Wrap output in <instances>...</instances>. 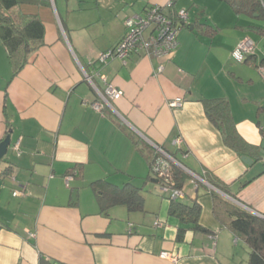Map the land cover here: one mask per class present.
Segmentation results:
<instances>
[{"label": "crops", "instance_id": "obj_1", "mask_svg": "<svg viewBox=\"0 0 264 264\" xmlns=\"http://www.w3.org/2000/svg\"><path fill=\"white\" fill-rule=\"evenodd\" d=\"M168 1H21V12L42 19L45 36L15 75L0 39V141L12 129L0 166V264H174L160 256L163 251L177 256V264H247L248 247L216 219L211 194L195 176L215 178L227 185L231 200L264 213V89L251 65L259 51L248 62L232 57L243 39L257 40L248 14H237L226 0H175L189 18L169 56L134 52L126 60L99 62L121 40L127 16ZM210 5L215 10L208 14ZM86 72L98 89L111 83L121 97L95 109L100 97ZM179 96L181 107L168 106ZM202 99L225 100L238 133L259 151L239 154L228 146ZM154 145L192 175L183 200L198 198L200 222L211 233L189 229L177 240L180 221L151 177L150 155L159 151ZM8 165L11 175L1 176ZM72 169L80 173L67 185ZM99 179L143 186L145 211L102 210L90 185ZM16 189L26 195L15 196Z\"/></svg>", "mask_w": 264, "mask_h": 264}, {"label": "trees", "instance_id": "obj_2", "mask_svg": "<svg viewBox=\"0 0 264 264\" xmlns=\"http://www.w3.org/2000/svg\"><path fill=\"white\" fill-rule=\"evenodd\" d=\"M21 1L0 0V39L9 53V58L14 68V75L28 62L30 54L43 44L45 36V25L42 19L38 14H25L21 12L19 9ZM226 1L237 14L244 13L251 16L258 14L259 17H264V0ZM198 26L216 29L213 25L207 23H202ZM253 58L254 56L251 54L247 56L244 62H248ZM202 101L212 121L224 133V141L228 146L239 154L246 151H259L258 147L245 141L238 133L233 122L231 110L225 100L202 99ZM8 134L9 132H7L6 136ZM146 147L150 152H154V149L150 146ZM158 154L159 151H156L150 155L151 167ZM172 166L169 184L172 182L174 188L184 191L186 182L193 177L179 164L173 163ZM11 170L12 166L8 165L1 176L7 177L11 175ZM71 171H77L75 177L80 173L78 169H72ZM153 176L151 177L158 179V183L160 184L164 180H167L166 178L162 179L155 175ZM206 179L215 188H209L200 181L198 182V187L205 186L209 190L212 197V209L216 219L248 247L247 264H264V217L231 200L229 196L233 195L228 190L227 185L222 184L215 178L206 177ZM90 185L94 189L101 208L104 211L118 205L125 206L130 212L145 211L143 186L134 183L132 180L118 185L107 179H99L93 181ZM217 189L223 193H220ZM169 199L171 200L170 213L180 221L177 233L178 241L184 240L185 234L189 229L203 233L212 232L200 222L202 205L197 197H193L192 202H185L181 197ZM40 264L51 263L41 259Z\"/></svg>", "mask_w": 264, "mask_h": 264}, {"label": "built area", "instance_id": "obj_3", "mask_svg": "<svg viewBox=\"0 0 264 264\" xmlns=\"http://www.w3.org/2000/svg\"><path fill=\"white\" fill-rule=\"evenodd\" d=\"M189 12L186 8H175V0H169L165 5L152 4L148 5L141 14H132L125 18V32L121 40L107 51L103 52L99 57L101 64L106 63L110 58H120L126 60L134 52H143L149 57L162 59L169 56L179 46L178 34L180 30L188 24ZM257 43L252 38L243 39L232 51V57L237 62H244L247 56L254 54ZM164 70L161 64L155 72L156 75ZM87 80L98 91L99 101L93 104L97 110H102L106 105L111 106V99H118L122 93L113 84L107 83L103 91L97 88L92 76L85 73ZM184 104V98L179 96L168 100V106L171 108H178ZM178 143L179 140H176ZM13 149L20 154L19 142L13 145ZM177 163L169 154L159 150V154L155 157L151 171L158 178H166L160 184L161 191L169 198H183L185 192L174 188L169 184V176L172 172V164ZM77 171L71 172L65 176L66 184L75 178ZM12 178L16 179L15 176ZM200 182L206 184L210 188L212 186L207 179L195 176ZM17 195H26L25 190L16 189L13 193ZM156 225L159 221L155 222ZM160 256L162 258L170 259L174 264L178 263V257L170 252L163 251Z\"/></svg>", "mask_w": 264, "mask_h": 264}, {"label": "rangeland", "instance_id": "obj_4", "mask_svg": "<svg viewBox=\"0 0 264 264\" xmlns=\"http://www.w3.org/2000/svg\"><path fill=\"white\" fill-rule=\"evenodd\" d=\"M75 3H76V0L75 1L72 0L71 4L74 5ZM200 5H201L200 6L201 7L200 9H203L204 6H203V4L201 2H200ZM213 7H214L213 5H210L209 6L210 10L207 9V13L208 14H209L210 11L215 10V8H213ZM247 16L250 17V19L253 21V25L254 26L252 27V29H253L254 35L256 36V39H257L256 42L257 41H260V40L262 41L261 42V45L259 46V44H257V47L255 49V51H259V53H258L259 56H258L257 62L253 61L254 64H251V65L255 66V67H253V69H254L256 75H258L259 78L261 79V80L260 79L257 80V83H259V81L263 82V85H261V86H263V89H264V62L262 61V58H263V55H264V35L262 36L257 31L259 28L264 29V17H255L254 15L253 16L247 15ZM237 64H239V63L237 62ZM261 116H262V120H263L262 122L264 124V113ZM152 186L153 187H156L157 185L156 184H153ZM238 249H239L238 250L239 257H241V255L244 252L242 250V247L241 248H238Z\"/></svg>", "mask_w": 264, "mask_h": 264}, {"label": "water", "instance_id": "obj_5", "mask_svg": "<svg viewBox=\"0 0 264 264\" xmlns=\"http://www.w3.org/2000/svg\"><path fill=\"white\" fill-rule=\"evenodd\" d=\"M191 29H194V26H190ZM85 77L87 79V76L85 74ZM11 133H12V129L9 130V134L2 140L0 141V166L1 164L8 158V155H9V148L12 144V139H11ZM154 147L158 150H161L163 152H166L167 154H169L175 161H177L174 156H172L170 153H168L167 151H165L164 149L160 148L159 146L157 145H154ZM242 160H244V162L248 163V164H251L253 162L252 158L246 156V155H243L242 156ZM178 162V161H177ZM154 182H159L158 179H153ZM218 190V189H217ZM220 193H223L221 192L220 190H218ZM257 215L261 216V217H264V213L261 214V213H257Z\"/></svg>", "mask_w": 264, "mask_h": 264}]
</instances>
